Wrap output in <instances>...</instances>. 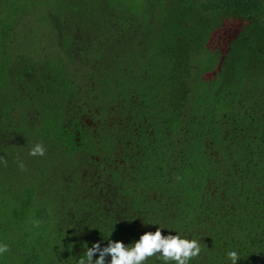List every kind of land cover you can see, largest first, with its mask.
<instances>
[{
    "label": "trees",
    "instance_id": "trees-1",
    "mask_svg": "<svg viewBox=\"0 0 264 264\" xmlns=\"http://www.w3.org/2000/svg\"><path fill=\"white\" fill-rule=\"evenodd\" d=\"M111 4L32 53L0 20V264H77L158 227L200 242L189 264H264V0ZM23 159L38 178L8 185Z\"/></svg>",
    "mask_w": 264,
    "mask_h": 264
},
{
    "label": "rangeland",
    "instance_id": "rangeland-1",
    "mask_svg": "<svg viewBox=\"0 0 264 264\" xmlns=\"http://www.w3.org/2000/svg\"><path fill=\"white\" fill-rule=\"evenodd\" d=\"M111 2H114L118 9L127 12L137 5V0H0V10L1 7H8L11 12L9 16L1 10L0 20L12 24L9 34L14 37L12 49L32 53L40 46L52 49L56 39H69L77 33L87 34L81 30V25L99 16V10H105ZM110 9L114 8L109 7L107 11ZM27 143L30 142L25 141V145ZM33 146L30 143L24 147L21 143L18 148L30 160L29 151ZM19 162L25 165L26 170L18 167ZM3 165L1 163V168H4ZM37 166V163H31L27 159L16 161L6 179L8 185L14 181L22 185L35 182L38 178Z\"/></svg>",
    "mask_w": 264,
    "mask_h": 264
},
{
    "label": "clouds",
    "instance_id": "clouds-1",
    "mask_svg": "<svg viewBox=\"0 0 264 264\" xmlns=\"http://www.w3.org/2000/svg\"><path fill=\"white\" fill-rule=\"evenodd\" d=\"M46 149L42 143L35 144L29 151L30 156L43 157ZM0 163L7 166V161L0 157ZM21 170H26L22 162L18 163ZM179 179V178H178ZM33 227H39V221L33 222ZM9 250L7 244H0V255ZM201 252L200 242L197 240L182 239L176 235H162L161 228L156 231L146 232L139 240L126 246L120 241H108L107 246L102 247L99 242L87 247L84 257L77 264H145L149 258L156 256L164 264L175 262V264H189V261L198 257ZM231 264H237L241 259L236 251L227 254ZM95 257V259H94ZM110 257V260H106Z\"/></svg>",
    "mask_w": 264,
    "mask_h": 264
}]
</instances>
